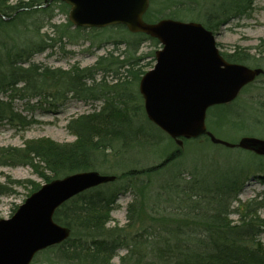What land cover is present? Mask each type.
Here are the masks:
<instances>
[{
  "label": "trees",
  "instance_id": "1",
  "mask_svg": "<svg viewBox=\"0 0 264 264\" xmlns=\"http://www.w3.org/2000/svg\"><path fill=\"white\" fill-rule=\"evenodd\" d=\"M45 4V0H18L13 4L0 0V122L6 121L21 130L33 123L16 111L13 106L16 99L27 103L39 99L36 106L49 104L53 108L68 98L105 99L107 103L101 111L69 122L68 129L75 141L59 143L39 138L26 141L22 147H0V166H29L45 183L78 172L97 171L110 156L121 171L115 175V182L85 191L56 210L54 221L70 228L71 235L62 244L41 253L50 252L58 264H110L121 249L127 252L122 262L126 259L133 264H264V243L260 239L264 218L258 214L264 202L255 198L247 202L238 200L251 170L249 166L224 173L197 174L190 180L182 179V174L175 175L158 189L151 178L164 164L171 163L179 151L148 168L126 161L127 153L150 150L167 138L147 116L142 124L136 123L138 107L131 106L128 100H132V95H126L130 91L129 78L140 81L147 72L144 69L148 64H142L140 50L149 37L134 34L120 55L109 52L89 67L74 65L64 70L37 64L31 61L32 57L52 48L56 42L54 35L41 33L42 17L49 20L53 17L51 3L35 8ZM194 4V0L173 4L167 18L180 20L188 15L191 21L217 33L231 19L250 12L253 0H216L203 11ZM14 14L10 20L2 18ZM146 16L150 14L147 12ZM27 17L33 19L31 26L26 27L28 32L16 27L19 19L24 22ZM159 19L145 20L153 23ZM50 26L55 34L59 27ZM254 49V54L240 50L222 54L229 62L258 67L264 61V39ZM122 70L126 72L122 85L106 84L109 73L118 75ZM100 73L104 75L97 81ZM119 86L123 89L117 91ZM261 115L264 120V109ZM24 182L31 186V194L41 187L33 181L0 182V197L10 195L16 185ZM131 187L136 197L128 206L127 227L109 228L119 195ZM145 198L152 199V218L139 230H133ZM163 198L168 203L165 209L161 207ZM234 213L239 215L237 221L231 217Z\"/></svg>",
  "mask_w": 264,
  "mask_h": 264
},
{
  "label": "rangeland",
  "instance_id": "2",
  "mask_svg": "<svg viewBox=\"0 0 264 264\" xmlns=\"http://www.w3.org/2000/svg\"><path fill=\"white\" fill-rule=\"evenodd\" d=\"M18 0H10L16 3ZM181 0H151L146 20L155 18H167L170 14L173 4ZM183 1V0H182ZM194 6L203 11L209 8L216 0H194ZM53 8V17L49 20L42 17L44 27L41 33L54 35L56 38L55 45L42 53H37L32 57V62L41 64L50 68L70 69L74 65L80 67H89L96 63L101 56H106L109 52H115L114 55H120L125 50V43L134 39V34L129 32L123 26H112L104 29H83L77 31L69 21L70 7L61 0L51 2ZM189 14V13H183ZM190 15V14H189ZM188 16V15H187ZM180 17V20L191 21V16ZM15 17V14L7 20ZM35 17V16H34ZM3 18V17H2ZM6 18V17H5ZM17 21L16 27L25 30L31 26L33 19L29 17ZM57 25L55 34L50 26ZM27 29V28H26ZM28 32V29H27ZM1 33V31H0ZM9 33V32H8ZM11 33V32H10ZM11 35V34H10ZM63 35V36H62ZM216 41L221 53H231L234 50L250 52L254 54V47L264 39V0H253L252 10L246 15L231 19L226 25L222 26L217 32ZM26 37V34H23ZM1 38V37H0ZM19 41V40H18ZM162 45L148 38L141 47L140 56L144 58L142 64L146 65L145 71H149L156 64L155 53L161 49ZM251 68L264 69V61L261 66ZM100 73L96 79L99 81L103 77ZM126 72L122 70L118 75L109 73L105 82L107 85H115L126 80ZM131 81L130 91H126V95H132L129 104L136 106L138 109L137 124H142L143 118H146L144 110V100L139 92V82L129 78ZM123 89L117 87L119 91ZM6 97V96H5ZM40 100H32L30 103L16 99L13 106L17 112L33 120V123L25 130L9 124L6 121L0 122V147H22L24 143L31 139L50 138L59 143H71L75 141V136L68 129V124L73 119L81 116L93 114L102 110L106 106V100L99 101L79 100L68 98L65 101H59L57 107H50L49 104L36 106V102ZM264 109V75H261L253 84L249 85L240 96L232 103L227 105H216L207 111L206 125L208 130L217 138L237 143L242 137H257L264 139V120L261 114ZM179 151L177 156L173 158L171 163L156 171L151 180L155 183V187L159 189L165 182L171 181L175 175L182 174V179L190 180L194 175H203L215 171V173H224L237 167L249 166L250 172L247 180L238 195V200L247 202L257 199L264 202V157L256 156L248 151L239 148H227L223 145L214 144L206 136L185 142L182 146H178L168 136L156 147L150 150L132 151L127 153V162L135 163L134 166L148 168L159 165L164 160ZM108 162L102 164L97 169L101 174L117 175L120 168L113 164L112 156L108 157ZM117 168V169H116ZM236 172V171H235ZM49 174V173H48ZM145 181H149L148 176L143 177ZM33 181L41 185L45 184L44 180L38 177L33 169L29 166H0V182L7 181ZM163 186V185H162ZM154 187V186H153ZM31 186L24 182L16 185L14 191L10 195L0 197V218H9L14 211L29 197ZM146 195L149 192L145 191ZM136 191L133 187L122 192L118 199V208L112 213V221L109 228L119 227L125 228L128 224L127 214L128 206L134 202ZM144 200V197H142ZM161 207L165 209L168 205L166 198H163ZM238 201H234L233 207L236 208ZM152 199H146L142 203L141 212L138 223L133 230H139L149 223L152 218ZM259 216L264 218V207L258 212ZM164 217L166 215H163ZM232 219L237 221L239 215L232 214ZM260 239L264 243V231L260 235ZM127 252L121 249L111 260L110 264H133L126 260L122 262V258ZM49 253H40L35 258L33 264H58Z\"/></svg>",
  "mask_w": 264,
  "mask_h": 264
},
{
  "label": "water",
  "instance_id": "3",
  "mask_svg": "<svg viewBox=\"0 0 264 264\" xmlns=\"http://www.w3.org/2000/svg\"><path fill=\"white\" fill-rule=\"evenodd\" d=\"M48 1L54 0L35 8L46 7ZM61 1L70 6L69 20L75 28L125 26L133 34L159 41L162 48L156 52V64L141 78L139 92L149 121L178 146L205 135L214 144L264 156V139L242 137L231 143L217 138L206 125L211 107L235 101L264 75V69L227 61L217 35L199 22L172 18L146 22L150 0ZM115 180L114 175L90 170L43 184L10 218L0 219V264H31L39 252L66 241L71 230L54 221L56 210L73 197Z\"/></svg>",
  "mask_w": 264,
  "mask_h": 264
}]
</instances>
